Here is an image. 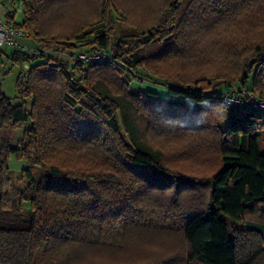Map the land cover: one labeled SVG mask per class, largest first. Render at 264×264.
Listing matches in <instances>:
<instances>
[{"label": "trees", "instance_id": "obj_1", "mask_svg": "<svg viewBox=\"0 0 264 264\" xmlns=\"http://www.w3.org/2000/svg\"><path fill=\"white\" fill-rule=\"evenodd\" d=\"M21 1L6 20L41 53L19 103L0 84V129L22 130L0 144V264H264V115L222 100L249 79L264 99V0H129L144 21L114 41L116 0ZM83 41L121 62L59 58Z\"/></svg>", "mask_w": 264, "mask_h": 264}, {"label": "rangeland", "instance_id": "obj_2", "mask_svg": "<svg viewBox=\"0 0 264 264\" xmlns=\"http://www.w3.org/2000/svg\"><path fill=\"white\" fill-rule=\"evenodd\" d=\"M17 3H18V0H14V4H17ZM12 4H13V0H2V5L0 6V16L2 18L6 17L4 13L8 8H10L12 6ZM115 8H116L117 14H115L116 19L113 22L114 29H113V33L111 35V39L113 41L117 37L121 36L122 30H124V29L130 30L133 28V26H140L142 21H144L142 19V16H141V9L136 8L135 5L132 4V2H129V0H116ZM21 20H22L21 9H17L15 12V21L21 22ZM68 28H69V25L57 27V29H59V30H64V29H68ZM55 31H56V29H55ZM24 40H25L24 42H26L27 44H30V45L32 44L29 38H26ZM139 42H140V40L134 44L137 45ZM111 44H112V42H111ZM110 46H112V45H110ZM80 48H81V50L78 52H83L86 49H90L88 44H86V41H83L81 43ZM92 51H98V50H91V52ZM108 51L111 53V55H113L112 47H110L108 49ZM13 52H14V48H12L10 46H3L0 48V84H1L2 93L5 96H7L8 98H10L14 104H17V103H19L20 100L17 96L16 78L20 72V65H18V64L12 65L10 59L8 58V56H11ZM78 52H76L73 56H70V54L68 55L67 53H58V56L60 59H62V61H67L68 59L70 60L71 57L75 58V55ZM88 52H85V53H88ZM113 58H115V59H112L111 62H114V63H120L121 62L120 59L116 58L115 56H113ZM166 63L167 62H164V64H162V66H166L165 69H167L169 72L173 73V71L180 70V68H181V65H178L176 63H174V64H172V63L166 64ZM190 69L191 68L186 67L183 70L189 71ZM77 75H78V73H77ZM128 76L130 78L129 87H131L133 90L145 89L144 85L147 86V85L151 84L150 86L152 88L153 87L159 88V89H157V88H154V89L160 95H162V96L167 95V88L164 86L156 85V84L150 83L148 81L139 82V80H135L134 78H132L131 75H128ZM251 84H252V80L249 79L247 84H246L247 86L243 89L250 91L251 90ZM215 90L217 93H219L223 89H222V87H216ZM251 91L254 92L253 90H251ZM220 123H221V125L224 126L226 122H225V120H221ZM21 136H22V130L21 129H16V130H10L8 128L0 129V144L2 141H4V139H9L12 144H17V141L21 138ZM26 165H27V163L23 159H18L14 156H11V158L9 159V167L11 169L10 175H11V178H13L15 180L16 184H18L17 178L19 175V170L22 169ZM38 174H39V169L38 168L34 169V175L37 177ZM102 264H126V261L110 262V263L108 261H105Z\"/></svg>", "mask_w": 264, "mask_h": 264}, {"label": "built area", "instance_id": "obj_3", "mask_svg": "<svg viewBox=\"0 0 264 264\" xmlns=\"http://www.w3.org/2000/svg\"><path fill=\"white\" fill-rule=\"evenodd\" d=\"M17 4H14L13 0L12 6L5 11V15H15L17 9H21L22 13V1L18 0ZM1 5L2 0H0V6ZM26 38H28V32L26 30L14 26L12 23H9L6 18L0 16V48L3 46H10L14 48V50L26 54L28 59L20 62V68L24 71L30 68L31 58L41 53L38 47L24 42ZM90 52L91 51L88 53L78 52L75 58L83 64H90L92 62H111L112 59H115L108 50ZM222 100L244 111L257 110L264 115V99L258 97L256 93L251 90L247 91L242 89L240 91L227 92L222 96Z\"/></svg>", "mask_w": 264, "mask_h": 264}, {"label": "crops", "instance_id": "obj_4", "mask_svg": "<svg viewBox=\"0 0 264 264\" xmlns=\"http://www.w3.org/2000/svg\"><path fill=\"white\" fill-rule=\"evenodd\" d=\"M5 14V13H4ZM6 16V15H5ZM6 18V17H5ZM15 19V18H14ZM25 41V40H24ZM151 85V84H150ZM150 85H144V88L145 89H151L152 87L150 86ZM154 88H157V89H159L158 87H153L152 89H154Z\"/></svg>", "mask_w": 264, "mask_h": 264}, {"label": "water", "instance_id": "obj_5", "mask_svg": "<svg viewBox=\"0 0 264 264\" xmlns=\"http://www.w3.org/2000/svg\"><path fill=\"white\" fill-rule=\"evenodd\" d=\"M140 40V38H136L134 43H137Z\"/></svg>", "mask_w": 264, "mask_h": 264}]
</instances>
